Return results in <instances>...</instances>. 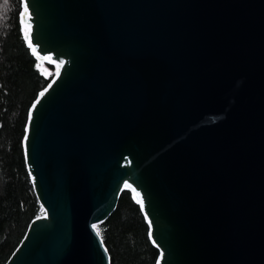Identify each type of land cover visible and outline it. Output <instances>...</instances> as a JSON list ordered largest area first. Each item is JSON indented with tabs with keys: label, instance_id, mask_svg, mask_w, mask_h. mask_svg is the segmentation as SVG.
I'll return each instance as SVG.
<instances>
[{
	"label": "water",
	"instance_id": "obj_1",
	"mask_svg": "<svg viewBox=\"0 0 264 264\" xmlns=\"http://www.w3.org/2000/svg\"><path fill=\"white\" fill-rule=\"evenodd\" d=\"M21 1L56 74L23 140L44 215L7 264H111L92 225L124 191L156 264H264V0Z\"/></svg>",
	"mask_w": 264,
	"mask_h": 264
},
{
	"label": "trees",
	"instance_id": "obj_2",
	"mask_svg": "<svg viewBox=\"0 0 264 264\" xmlns=\"http://www.w3.org/2000/svg\"><path fill=\"white\" fill-rule=\"evenodd\" d=\"M21 0H0V264L23 240L30 223L43 214L27 169L23 148L30 109L55 74L28 47ZM111 264H156L159 251L130 191L116 211L96 228Z\"/></svg>",
	"mask_w": 264,
	"mask_h": 264
},
{
	"label": "snow or ice",
	"instance_id": "obj_3",
	"mask_svg": "<svg viewBox=\"0 0 264 264\" xmlns=\"http://www.w3.org/2000/svg\"><path fill=\"white\" fill-rule=\"evenodd\" d=\"M92 228H93V229H96V228H97V226H96L95 224H93V225H92ZM97 235H99V233H98V232H97Z\"/></svg>",
	"mask_w": 264,
	"mask_h": 264
},
{
	"label": "rangeland",
	"instance_id": "obj_4",
	"mask_svg": "<svg viewBox=\"0 0 264 264\" xmlns=\"http://www.w3.org/2000/svg\"><path fill=\"white\" fill-rule=\"evenodd\" d=\"M54 74H56V70H54V71H52ZM42 215H44V212H43V214ZM98 226V225H97Z\"/></svg>",
	"mask_w": 264,
	"mask_h": 264
}]
</instances>
